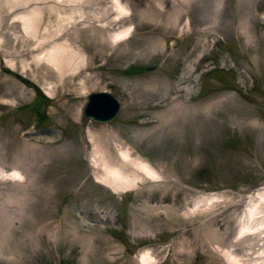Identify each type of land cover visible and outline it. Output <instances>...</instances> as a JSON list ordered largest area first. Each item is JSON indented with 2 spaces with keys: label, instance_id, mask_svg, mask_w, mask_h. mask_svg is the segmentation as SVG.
Here are the masks:
<instances>
[{
  "label": "rangeland",
  "instance_id": "374dc122",
  "mask_svg": "<svg viewBox=\"0 0 264 264\" xmlns=\"http://www.w3.org/2000/svg\"><path fill=\"white\" fill-rule=\"evenodd\" d=\"M0 172V264H264V0H0Z\"/></svg>",
  "mask_w": 264,
  "mask_h": 264
},
{
  "label": "bare ground",
  "instance_id": "6f19581e",
  "mask_svg": "<svg viewBox=\"0 0 264 264\" xmlns=\"http://www.w3.org/2000/svg\"><path fill=\"white\" fill-rule=\"evenodd\" d=\"M243 30L248 33V28L245 25H243ZM127 32H128V29L124 32V34L122 33L120 36L121 37H122V35L124 36ZM123 38H125V37H123ZM52 51H50V52H52ZM101 97H104V96H99V98H101ZM97 103H100V102H97ZM98 106L100 107L101 113H103L104 105L102 103H100ZM118 153H119L120 157L124 160H131V158H132L130 156L128 150H126V148H125V150L120 149L118 151ZM98 154L94 153V152L92 154V165L95 168L101 169L100 171H102V175H97L98 182H101L107 186L111 185L112 187H116V188L117 187L118 188L119 187L127 188L128 186L130 187V185H132V183H136L134 181L140 179L138 177L134 179L130 175H126L121 169H119V167H115L114 165H112V163L110 162L111 159H110L109 155H107L105 153H103L102 155H98ZM135 162L137 164L136 166L146 176H148L150 178L156 177L157 173L148 163L142 162V161H135ZM0 174H2L3 176H7V174H5L4 172H0ZM8 176L9 177L12 176L15 180L17 179L19 181H21L23 179L22 174L18 171H14L12 174H10ZM263 205H264V188L258 190L254 195H252L250 197V205H249V209H248V219L244 222V224H243L244 226L241 228L244 232H249V231L253 232L252 229H254L255 232H257L258 230L259 231L261 230L262 225H264V217H261V214H263V213L260 211V207ZM258 219H260V220H258ZM226 257L228 258L229 264H234V262H235V256L234 255L229 253L226 255ZM236 259H238V258H236ZM155 262H156V260L147 252L143 253L140 256V263L141 264H154Z\"/></svg>",
  "mask_w": 264,
  "mask_h": 264
},
{
  "label": "water",
  "instance_id": "95a60500",
  "mask_svg": "<svg viewBox=\"0 0 264 264\" xmlns=\"http://www.w3.org/2000/svg\"><path fill=\"white\" fill-rule=\"evenodd\" d=\"M99 96H104L99 98ZM102 101V102H101ZM100 102L104 105L103 113H101ZM97 103V104H96ZM119 110V102L117 99L106 92H94L88 95L87 103L84 108V116L95 123H109L111 122ZM52 264H64L62 262Z\"/></svg>",
  "mask_w": 264,
  "mask_h": 264
}]
</instances>
